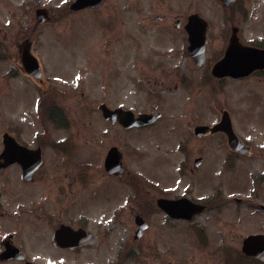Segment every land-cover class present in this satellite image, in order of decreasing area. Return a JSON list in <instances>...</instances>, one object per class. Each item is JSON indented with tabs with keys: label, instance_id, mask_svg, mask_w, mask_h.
Wrapping results in <instances>:
<instances>
[{
	"label": "rangeland",
	"instance_id": "374dc122",
	"mask_svg": "<svg viewBox=\"0 0 264 264\" xmlns=\"http://www.w3.org/2000/svg\"><path fill=\"white\" fill-rule=\"evenodd\" d=\"M69 1L0 0V39L3 41L0 46L4 48L2 53L7 54V58L0 60V150L1 135L5 131L33 147L39 139L41 118L44 122L54 118L60 121V113L64 119L68 117L69 129L50 128L49 139L44 142L71 134L75 158L88 164L93 181L97 179L96 191L111 184V180H102L99 175L104 174L102 161L107 149L116 145L122 153V163L133 170L132 174L138 178L141 173L159 185H174L176 195L206 199L213 194L208 186L214 181L213 191L219 188L228 196L230 191H235L237 197L247 200L251 174L260 173L264 168V70L240 80L222 82L211 77L207 66L214 56L221 55L231 22L238 26L241 43L264 45V0H242L224 9L228 20L224 22L222 40L215 25V17L223 13L220 1L197 0L202 13L212 20L207 46L209 61L200 66L189 57L181 61L179 55L170 57L169 62L159 53L150 59L146 54L148 61H141L136 59V54L143 50H136L131 39L128 41L132 44L129 42L127 47L120 45L115 38L118 30L113 32L108 16L113 10H119L123 19L128 20V30L134 32L137 12L150 8L152 0L109 1L106 7L95 10L96 13L82 14L70 11ZM41 6L47 7L49 18L37 23L35 10ZM27 28L32 29L30 48L42 69L41 82L24 73L18 57V42L24 36L20 30ZM107 39L112 41L107 44ZM163 59L165 64L161 62ZM176 66L181 74L179 69H171ZM204 77L207 82L203 81ZM40 94L38 112L36 104ZM101 102L111 108H129L135 115L140 112L159 115L151 125L124 128L103 118L98 108ZM224 109L229 112L235 133L250 147L249 154H231L220 133H206L201 137L193 134L195 125L216 122ZM51 115L54 116L51 118ZM221 146L223 151L218 149ZM44 147L42 167L45 169L57 161L59 151ZM199 155L200 167L206 162L200 170L202 176L188 170L190 159ZM181 161H185L183 171L179 169ZM17 168L6 167L4 174L14 175L11 171ZM7 170L11 171L7 173ZM0 184L7 185L2 181ZM102 203L97 200L94 204L102 206ZM209 215L203 214L201 218L207 216L206 226L214 240L203 252L191 251L185 256L176 252L177 264H224L221 248L226 240L237 243L232 247L237 250L242 238L252 230L247 213L235 217V230L228 224L222 226V221L215 217L217 224L227 230L226 238L227 234L217 229ZM178 227L175 235L183 237L184 229L178 230ZM180 249L185 251L184 247Z\"/></svg>",
	"mask_w": 264,
	"mask_h": 264
},
{
	"label": "flooded vegetation",
	"instance_id": "af4514ba",
	"mask_svg": "<svg viewBox=\"0 0 264 264\" xmlns=\"http://www.w3.org/2000/svg\"><path fill=\"white\" fill-rule=\"evenodd\" d=\"M109 1L118 0H102L96 6L74 11L69 7L68 9L76 14L96 13L95 10L106 7ZM152 1L150 8L137 12L134 21L137 28L134 32L128 30V20L123 19L119 10H113L108 16V23L112 25L113 32L116 33L118 30V37L115 38L121 46L127 47L130 42L128 39H131L136 50H143L136 54V59L148 61L146 56L150 59V56L156 53L161 54L169 62L170 57L175 58L176 55H179L178 59L183 62L187 57L192 59L187 51L189 42L185 27L193 13H198L208 21L207 48L212 20L202 13L197 0ZM238 1L242 0H235L228 6L234 7ZM228 6L220 3L219 7L222 11ZM35 19L37 21L36 12ZM227 20L228 16H223L222 13L220 17L219 15L215 17V25L218 26L217 31L220 34ZM104 23L107 24V21ZM231 23L230 30L235 26ZM30 29L20 30L24 36L18 42V57H21L25 44L31 41ZM219 38L222 40V34ZM0 41L3 42L2 39ZM109 41L112 40L107 39L106 43ZM158 48L161 51H157ZM164 59L161 60L162 64L166 63ZM193 62L195 64L194 60ZM171 69L179 68L176 66ZM179 73L181 74L180 69ZM180 79L184 80V77ZM215 79L224 82V79L241 78ZM153 106L155 107V104ZM146 113L153 115V112ZM50 128L65 130L69 129V126L51 125L47 134ZM206 133H220L228 146L223 132L206 131L198 137ZM56 139L66 140V143H61L63 147L60 146L59 150L52 145L53 142H46L44 145L59 151L57 161L49 165L50 167L46 165L48 168L39 167L30 179L23 178L18 163L11 165L18 166L17 169L7 170V173L10 171L16 173L14 175H5V169L0 171L1 181L7 184H0V264H177L176 252L183 253L184 256L191 251L203 252L208 243L214 240L213 234L209 232L210 228L206 226L207 216L201 218V215L206 213H210L208 218L217 225L219 231L223 232L226 229L222 226L228 224L232 230L235 229L233 227L236 225L235 217L247 213L252 228L249 234H258L264 241V168L260 173L256 171L251 174L247 200L243 201L237 196L229 198L230 196L224 195L217 185L213 187L217 190L213 191L212 181L208 186L213 193L211 197L206 196V199L190 197L189 216L172 217L161 207V200L173 201L181 196L175 194L174 185H159L156 184V180L150 182L138 171L137 178V175L131 173L133 170L125 168L121 163V167L119 165L118 169L112 171L103 168L104 174L99 177L102 180L108 178L111 184L96 191L97 179L93 181L88 164L78 162L75 153L70 151L75 144L70 143L67 136ZM36 145L45 148L43 143ZM218 149L224 150L222 146ZM74 161L76 162L71 163ZM190 161L188 170L198 172L202 176L200 170L206 162L200 167L202 161L200 155L191 158ZM184 162L181 161L179 165L181 171L185 169ZM69 165H74L75 168H67ZM215 172L214 170L213 180L216 177ZM229 193L234 195L236 192ZM97 200L104 202L102 203L104 205L96 206L94 203ZM240 201L241 205L238 203ZM215 217L222 221V226L218 225ZM177 225L178 230L184 229L183 237L175 235ZM176 236L179 237L178 241ZM226 242L234 246H226V250H231V253L226 251L223 253L224 249L221 248L224 264H264L260 258L242 253L241 243L235 250L232 247L237 243L232 244L228 239ZM182 247L185 251L180 249Z\"/></svg>",
	"mask_w": 264,
	"mask_h": 264
},
{
	"label": "water",
	"instance_id": "95a60500",
	"mask_svg": "<svg viewBox=\"0 0 264 264\" xmlns=\"http://www.w3.org/2000/svg\"><path fill=\"white\" fill-rule=\"evenodd\" d=\"M100 1L101 0H75L72 3L71 8L79 9L84 6H93L98 4ZM37 13H41L43 15V10L39 9ZM197 22V17L193 15L191 18V23L187 29L190 40L189 50L191 55L196 59L197 64H201L205 57L206 39L204 36V31L200 30L204 25H199ZM26 52L27 51H25L24 55L25 69L28 73L32 74L39 80L40 68L38 61L30 52ZM263 67L264 48H257L241 44L234 31L230 37V42L225 50L224 56L214 64L212 73L216 76L231 75L233 77H238L247 75L253 70ZM99 108L101 109L102 115L105 119H108L112 122L119 121L124 126L141 125L155 118L150 117L147 114H139L135 117L131 110H124L120 107L111 109L107 107L105 103H101ZM207 129L208 127L203 126L196 128V131L201 133ZM210 129L211 131H216L218 129L224 130L227 135L228 143L232 148L240 151L245 150H243L241 142L231 129L230 120L226 111L223 112L221 122L214 125ZM3 142L5 144V148L1 153V157L5 159L6 163L13 160L19 161L22 164L24 171L28 170V172L31 173L34 165L39 159V155L36 153V155L32 156L28 149L17 145L14 139L6 133L3 134ZM112 152H115L114 148L109 150L108 159L113 156ZM105 165H111L107 158L105 160ZM24 175L29 176L30 174L24 172ZM183 202L184 200L182 199L175 203L164 204L163 206L167 211H169L171 215L180 216L183 214L182 212L186 208V204ZM243 249L248 254H252L254 251H257L255 252L256 255H259L264 259V245L261 241V236L259 235H251L247 237L244 240Z\"/></svg>",
	"mask_w": 264,
	"mask_h": 264
},
{
	"label": "trees",
	"instance_id": "16d2710c",
	"mask_svg": "<svg viewBox=\"0 0 264 264\" xmlns=\"http://www.w3.org/2000/svg\"><path fill=\"white\" fill-rule=\"evenodd\" d=\"M40 105H41V104H40ZM58 112H59V111H58ZM54 115H55V114H54ZM58 115H62V114L59 113Z\"/></svg>",
	"mask_w": 264,
	"mask_h": 264
}]
</instances>
